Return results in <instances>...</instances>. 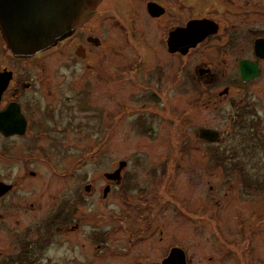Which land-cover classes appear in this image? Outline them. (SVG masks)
I'll use <instances>...</instances> for the list:
<instances>
[{"label":"flooded vegetation","instance_id":"1","mask_svg":"<svg viewBox=\"0 0 264 264\" xmlns=\"http://www.w3.org/2000/svg\"><path fill=\"white\" fill-rule=\"evenodd\" d=\"M6 4L18 8L27 0ZM97 19L103 21L95 34ZM111 31L117 38L107 42ZM47 53L53 73L45 69ZM173 92L195 95L196 126L181 137L183 151L197 150L202 181L207 169L230 190L264 191V0H100L71 35L28 58L14 57L0 33V264H58L63 243L66 264H163L174 247L192 264L183 248L162 237L160 257L152 258L147 232L171 200L153 203L132 183L136 168L125 160L107 166L106 143L122 113L108 124L107 106L123 111L130 100L156 114L170 109ZM135 123L149 129L145 116ZM81 128L84 141L99 143L100 158L92 160L96 154L88 148L86 162L76 167ZM260 156L263 170L254 173ZM93 161L99 167H91ZM165 165L159 168L164 186ZM211 197L214 214L201 217L218 221L227 205ZM112 198L115 224L105 228L110 222L96 217L94 206ZM182 203L181 215L187 213ZM113 235L118 243L112 248Z\"/></svg>","mask_w":264,"mask_h":264},{"label":"rangeland","instance_id":"2","mask_svg":"<svg viewBox=\"0 0 264 264\" xmlns=\"http://www.w3.org/2000/svg\"><path fill=\"white\" fill-rule=\"evenodd\" d=\"M101 21L103 20L97 19L93 23L92 31L95 34L99 33ZM107 23L110 25L109 21ZM114 38H117V34L114 31L109 32L107 42H111L110 40ZM51 57L52 53H47L43 58L48 73L54 72ZM65 70L71 69L65 67ZM108 70L112 72V69ZM77 78L82 79V76L79 75ZM112 88L115 89V86ZM112 92L115 93V90ZM126 97L124 95V99ZM124 104L130 109L117 110L110 104L105 109L108 114L105 122L108 124L114 122L110 118L112 115L122 112L119 116L121 119L116 120L118 123V126L114 128L116 131L111 133L110 140L106 143L107 166H116L118 160H125L129 167L136 168L135 174H131L132 183L137 188L144 189L141 190L144 191L143 194L151 197L153 203L160 198H168L172 205L169 209L165 208L161 211L157 218L150 223L151 227L147 233L151 237L145 239V241L148 240L145 245L148 249L151 248L149 252L154 253L152 258L160 257L159 253L163 249L160 240L162 237L166 245L170 243L171 246L183 248L192 264H264V191L253 192L251 196H246L242 191L238 192L237 189L230 190L222 186L220 174L217 172L211 174V171L207 169L202 172V181L195 146L188 148L187 152L182 149L184 144L181 136L185 132L192 133L196 126L195 95L191 92L187 94L173 92L170 109L157 111L156 114L153 113V110L142 109L141 103L136 105L130 100H125ZM80 105L81 108L85 106L84 102H81ZM139 115L145 116V119L150 122L149 125H146V128H149L146 132L141 127H136L135 120ZM79 116L84 120L85 114L82 113ZM93 127H95V123H93ZM79 133L80 139H82L86 136V129H82ZM92 134L95 133L92 132ZM74 143L76 146V167H81L86 162L88 148L91 149L92 155L96 154L92 160L95 158L97 161L99 160V143L95 142V138H92L90 143L84 139H77ZM165 162L170 170V173H167L166 186L163 185V174L159 175L161 172L159 168ZM261 162L260 156L255 164L258 170L254 173L263 170ZM94 166L99 167L93 161L91 167ZM62 176L60 177L61 183ZM61 183L60 185H62ZM206 183L208 185H205ZM211 184H213V188L219 186L220 191L210 189ZM133 189L134 187H132ZM152 193L153 195L150 196ZM211 195L214 199L216 195L221 204L224 202L225 206L227 205L224 208L225 211L220 213L218 221H207L206 217H201L214 214ZM139 196V193L132 195L134 199H138ZM107 203L110 204L105 205L106 207H101L100 203L98 207L94 206L97 212L95 216L102 215L110 222L105 228L115 224L113 216L118 211L116 198L110 199ZM134 203L137 204L136 201ZM181 203L187 205V213L182 215L179 212ZM201 204H203L204 215L197 212L198 206ZM82 211L81 216H83ZM88 216L86 215L85 219H88ZM94 224L95 222L91 220V225L94 226ZM124 225L126 227L127 223ZM127 230V232L131 231L129 226ZM160 231H163V235H160ZM116 240L117 236L113 235L108 240V246L116 247L118 243ZM126 240L125 235L123 242L125 243ZM229 249L238 251L239 258L230 256L226 252ZM56 254L58 264H66L69 257L68 245L66 243L60 245ZM107 264H109L108 261Z\"/></svg>","mask_w":264,"mask_h":264},{"label":"water","instance_id":"3","mask_svg":"<svg viewBox=\"0 0 264 264\" xmlns=\"http://www.w3.org/2000/svg\"><path fill=\"white\" fill-rule=\"evenodd\" d=\"M30 1L8 9L6 0H0V33L17 58L31 57L67 38L94 13L100 0H48L43 7L42 0ZM163 264H186L183 250L172 248Z\"/></svg>","mask_w":264,"mask_h":264},{"label":"trees","instance_id":"4","mask_svg":"<svg viewBox=\"0 0 264 264\" xmlns=\"http://www.w3.org/2000/svg\"><path fill=\"white\" fill-rule=\"evenodd\" d=\"M230 256H234V257H238V251H233L232 249H229L228 251H226ZM239 258V257H238ZM238 259L236 258V261ZM241 264V263H240Z\"/></svg>","mask_w":264,"mask_h":264}]
</instances>
